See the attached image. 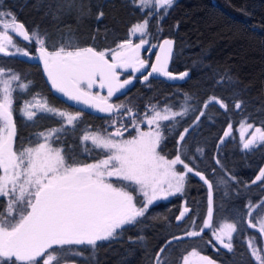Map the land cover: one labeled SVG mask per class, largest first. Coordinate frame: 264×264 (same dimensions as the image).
<instances>
[{"label":"trees","instance_id":"obj_1","mask_svg":"<svg viewBox=\"0 0 264 264\" xmlns=\"http://www.w3.org/2000/svg\"><path fill=\"white\" fill-rule=\"evenodd\" d=\"M58 3L62 4L63 0H0V9L11 12L29 31L38 26L41 33L47 32L49 51L65 42L61 37L66 39L69 30L80 47L113 49L128 38L132 25L146 18L151 40L157 43L171 39L174 42L168 71L173 74L187 71L189 78L168 82L150 77L147 82L136 81L116 97L119 104L134 108L139 125L144 121L147 105L163 107L167 103L179 110L184 93L193 97L190 103L197 110L177 118L180 123L172 131L162 128L165 138L158 148L161 155L168 159L175 157L180 133L193 124L200 110L206 112L181 142L186 152L182 159L194 168V172L186 176L183 193L154 202L139 223L124 226L114 238L98 241L94 254L90 248L79 246L84 251V258L61 260L60 264H155L156 253L161 247L165 248L162 253L164 264H180L183 256L193 248L217 264H256L246 241L253 239L261 248V239L257 231L249 227V220L256 223V219L249 217L246 206L250 201L256 204L264 198V184L252 183L264 164V144L243 149L238 128L245 118L255 128L264 127V0H174L167 14L160 10L159 14L155 12L148 16L134 7L131 0H77V4L84 5L86 14L82 16L76 8L59 10ZM101 11L104 15L98 20ZM15 39L29 54L38 47L34 42ZM0 66L21 76L20 81L13 83L12 93L13 120L17 128L15 148L29 146L30 141L34 146L39 141L37 133L58 128L62 123L60 119L43 115H38L33 122L19 114L22 102L36 94L59 110L81 113L76 125L66 126L59 134L58 142L53 141V147L63 148L66 155L81 164L94 163L109 154L81 142L85 132L105 135L123 124L127 126V135L132 134L133 118L123 110L98 114L78 108L54 94L44 78L42 66L36 61L32 62L26 56L0 54ZM221 77H230L232 83L225 79L218 84ZM19 83H24L26 90L19 89ZM213 95L227 105V110L218 103L204 109V101ZM238 100L243 102L241 109L235 108ZM229 124L232 125L230 134L221 141ZM86 148L90 151H85ZM197 148L203 151L198 153ZM196 171L213 183V227L204 229L200 237L173 240L175 236H183L185 230L199 231V227H190L191 220L195 218L202 226L206 217L208 186L195 175ZM111 181L117 187L125 185L118 179ZM133 189L131 186L128 190ZM133 195L141 206L142 196L135 191ZM5 203L6 198H0V209ZM184 207L189 212L178 222L176 217ZM260 216H264V208L256 210L255 217ZM225 222H235L238 227L233 234L232 251L217 246L213 239V230ZM141 236L143 240L138 239ZM169 240H173L170 245L166 243Z\"/></svg>","mask_w":264,"mask_h":264},{"label":"snow or ice","instance_id":"obj_2","mask_svg":"<svg viewBox=\"0 0 264 264\" xmlns=\"http://www.w3.org/2000/svg\"><path fill=\"white\" fill-rule=\"evenodd\" d=\"M141 7L154 5L156 14L168 9L174 0H131ZM57 8L71 10L76 8L79 16L85 15L84 5L77 4V0H63ZM101 11L97 19L102 18ZM78 16V19H79ZM54 18H56L54 16ZM148 19L138 22L129 29L131 33H140V43L133 44L131 39L116 44L115 48L97 50V46L80 47L75 36L69 30L67 38L61 37L59 48L49 51L47 45L49 34L41 33L39 27L31 31L23 23H18L11 12L0 9V54L11 56L17 53L25 56L29 52L17 45L16 36L28 43H35L40 61L43 62L44 71L52 87L63 93L68 99L95 108L100 112L113 113L124 111L131 116L132 127L136 135L131 139H123V132L127 126L121 124L115 132L108 135L100 133L85 134L81 142L91 140L96 148L105 149L110 154L104 159L94 163L81 164L75 158L65 154L61 147H53V141L59 140V134L66 130V126H75L81 113H69L52 107L48 101L39 94L26 100L20 109L21 114L29 121H35L38 113L50 114L62 119L58 128H51L37 133L38 142L32 146L21 145L15 148L17 128L13 120V81H20L21 76L9 68L0 66V198H6V203L0 209V264H60L61 260L84 258V251L79 246L90 248L94 254L98 241L114 238L118 230L124 226L135 225L144 217L150 205L161 198H167L176 193H183L185 180L188 173L194 172L182 159L185 147L181 143L185 140L190 128L195 126L206 115L205 110H200L192 125L184 128L177 141V154L173 159L166 158L158 151L164 140L162 128L172 131L180 123L177 118L188 116L197 109L190 101L193 97L189 93L183 94V103L179 110H174V105L165 103L146 106L144 120L150 126L147 131L140 129L136 122L134 108L125 103L112 104L109 99L117 93H122L126 86L132 83V78L121 80L118 68H131L133 72L144 69L148 61L140 58V49L148 43ZM95 40V37H93ZM173 41L165 39L155 45L159 48L156 62L151 64V71L143 77L147 82L154 74L162 75L169 80H184L189 78V72L173 74L168 71V61L173 50ZM54 46V45H53ZM15 49L14 52L9 49ZM151 50V49H149ZM111 56V60L108 57ZM231 78L221 77L217 81L221 84ZM31 83L30 81L28 82ZM99 83L100 88L107 89V96L99 93L93 94L91 89ZM17 87L26 90L24 83ZM87 89V90H86ZM212 103H218L227 110V105L215 95L204 101V109ZM242 101L235 103L236 109L242 108ZM151 113V114H149ZM168 122L164 124L163 122ZM144 121H141V123ZM113 124L116 121H112ZM242 128L251 129L253 124L247 123V118L241 121ZM232 125L229 124L224 136H229ZM123 129V131L121 130ZM114 137H120L115 139ZM243 149L254 148L264 144V127H256L247 138L241 137ZM90 151V149H85ZM196 151L203 150L197 148ZM71 161V163L69 162ZM219 164V161L217 160ZM177 165H182L184 171H177ZM196 176L208 186L207 216L203 225L199 226L197 220H191L190 227H199V231L185 230L183 236H175L173 240L184 237H200L204 229L213 227L214 204L213 183L203 173L196 171ZM116 177L129 182L122 187L114 186L107 178ZM235 179V177H229ZM223 182V178H222ZM264 184V168L252 181L253 184ZM131 185L137 187L129 191ZM264 190V189H262ZM138 191L143 196L139 201L133 195ZM249 217L256 219V223L249 220V227H257L264 235V216L255 217L256 210L264 208V198L253 204L251 201L246 206ZM189 212L184 207L176 217L178 222L183 221ZM238 230L235 222H225L218 229L213 230L217 243L229 251L233 250V234ZM131 239V238H130ZM143 240L144 237H138ZM173 240L166 243L171 244ZM76 246V247H74ZM251 255L258 262L264 264V255L249 241ZM161 247L156 253L155 264H164ZM214 264L209 257L201 255L200 251L193 248L182 258V264Z\"/></svg>","mask_w":264,"mask_h":264},{"label":"rangeland","instance_id":"obj_3","mask_svg":"<svg viewBox=\"0 0 264 264\" xmlns=\"http://www.w3.org/2000/svg\"><path fill=\"white\" fill-rule=\"evenodd\" d=\"M133 5H134V4H133ZM134 7H136L141 13H145L146 16H148L147 14L151 15V14H153V13L156 12V9H155L154 5H149V6L144 7V10H143V11H141V7H139V6L134 5ZM142 22H143V21H142ZM0 30H2V29H0ZM16 37L19 38V39H22V38H20L19 36H16ZM16 37H15V38H16ZM144 38L147 39L148 43H145V44L143 45V47L140 49V53H139V54H140V58H141V59H144V60L148 61V63H147V65L145 66V68H144V69H140V71H138V72H133V70H132L131 68H127V69H121V68H118V69H117V71H118L119 74H120V79H121V80L129 79L130 77L132 78V83H131L130 85L126 86L125 89H127L128 87H130L131 85H133L136 81H139V82H140V78H141L143 75H145L146 72L151 71V64H153V63L156 62V54H157V52H159V48H158V47H155V49L153 50V52H151L150 54H146V52H147V50H148L151 46H153V45H158V44L162 43L163 40H160L159 42L155 43L153 40H151V37H150L149 34H148L146 37H144ZM127 39H131L132 42H133V44L140 43V41H141V34H140V33H131V34H130V32H129V36H128ZM127 39H126V40H127ZM121 43H122V42H121ZM113 49H114V48H113ZM9 51L14 52L15 49H11V48H10ZM36 54H38V52H37V48H36V50L34 51L33 54H29V55L26 56V57H29V56H35ZM15 55H17V56H25V55L20 54V53H17V54H15ZM108 59L111 60V56H109ZM169 59H170V58H169ZM168 63H169V61H168ZM41 66H42V71H43L44 78H45V80L47 81V84L49 85L50 89L52 90V92H53L54 94H56L57 96L61 97L62 99H64V100L67 101L68 103H70V104H72V105H74V106H76V107H78V108L85 109V110H89V111H91V112L98 113V114H108V113L100 112V111H98L97 109L92 108V107H89V106L84 105V104H82V103H78V102H76V101H74V100H70V99H68L63 93L57 92V91L52 87L51 82L48 80L47 74H46L45 71H44V66H43V64H42ZM14 82H16V81H13V83H14ZM125 89H124V90H125ZM86 90H87V89H86ZM124 90H122V92H123ZM91 91H92L93 94L99 93V94L102 95V96H107V89H106V88H100L99 83L94 84L93 87H92V89H91ZM119 94H120V93H117V94H115L113 97H111V98L109 99V102L112 103V104H119L118 100H116V97H117ZM27 100H32V97H30V98L27 99ZM23 105H24V102H22L21 107L19 108V114H20L24 119H26V118L21 114V112H20V109L23 107ZM57 109H58V108H57ZM63 111H64V110H63ZM66 112H69V111H66ZM69 113H73V112H69ZM38 115L48 116L49 118H52V119L55 118L56 120H59V119H60V120L62 121L61 118H59V117H57V116H52V115H50V114H42V113H38ZM38 115H37V116H38ZM26 120H27V119H26ZM143 120H144V119H143ZM62 123H63V121H62ZM142 125H144L145 128H142ZM139 127H140L141 130H143V131H147V130L149 129L150 126L147 124L146 120H144V122H143L141 125H139ZM130 129H131V128H130ZM131 130H132V134H131V135H127V132L124 131V132H123V137H122V138H123V139H131L133 136H135V135H136V131H135V129L132 127ZM254 130H255V127L251 128V129H245V128H242V126H240V127L238 128L239 140H240V144H241V147H242V148H243V146H242V140H241L242 135H243L244 138H247V137H249V136L251 135V133H252ZM114 132H115V131H114ZM94 133H97V132H94ZM112 133H113V132H112ZM89 134H92V133H89ZM100 134H101V133H100ZM108 134H110V133H108ZM108 134H105V135H108ZM101 135H104V134H101ZM223 136H224V134H223ZM114 138H115V139H120V137H114ZM225 138H226V137H225ZM80 140H81V139H80ZM38 142H43V141H42V139H39ZM38 142H37V143H38ZM84 142H87V143L92 144L91 140L84 141ZM92 145H93V144H92ZM34 146H35V145H34ZM103 150H105V149H103ZM105 151H107V150H105ZM107 152H108V151H107ZM108 153H109V152H108ZM109 154H110V153H109ZM173 158H174V157H173ZM173 158H171V159H173ZM176 167H177V171H184L182 165H177ZM261 168H264V164H263V166H262ZM261 168H260V169H261ZM259 171H260V170H259ZM259 171H258L257 175L259 174ZM257 175H256V176H257ZM107 179L109 180V182H112L111 180H113V179H118V178H116V177H110V178H107ZM118 180H119V179H118ZM120 181H121L122 183H124V184H128V183H129V182L122 181V180H120ZM113 184H114V183H113ZM131 186L134 187V188L137 187L136 185H131ZM135 192H136L137 194H139L138 191H135ZM177 194H179V193H176V194H174V195H177ZM140 195H141V194H140ZM174 195H171V196H169V197H167V198H161V199H158L157 201H159V200H167V199H169L170 197H172V196H174ZM141 196H142V195H141ZM142 198H143V196H142ZM155 202H156V201H155ZM207 202H208V198H207ZM206 216H207V214H206ZM205 218H206V217H205ZM221 225H222V224H221ZM221 225H220V226H221ZM220 226H219V227H220ZM219 227H218V228H219ZM251 228L254 229V230H256L257 233L259 234L260 239H261V248L257 247V245L255 244V242H254L253 239H248V240L246 241V245H247V247H248L249 253H250V255H251V248L249 247V241L251 240L253 246H254L255 248H257V249L260 251V253H261L262 255H264V235H262V234L259 232L258 226L255 227V228H254V227H251ZM213 239H214L215 243L217 244V246L223 248L219 243H217V241L215 240L214 236H213ZM187 254H188V253H187ZM187 254H186V255H187ZM251 257H252V255H251ZM252 259L254 260V262H255L256 264H258V262L254 259V257H252ZM40 264H43L42 260L40 261ZM63 264H69V263H63ZM180 264H182V260H181ZM193 264H199V262L194 260V261H193ZM214 264H217V263L214 262Z\"/></svg>","mask_w":264,"mask_h":264},{"label":"water","instance_id":"obj_4","mask_svg":"<svg viewBox=\"0 0 264 264\" xmlns=\"http://www.w3.org/2000/svg\"><path fill=\"white\" fill-rule=\"evenodd\" d=\"M154 46H155V45L151 46V47L149 48V49H151V50L148 49L147 52H146V54H150L151 52H153V50L155 49ZM28 58L31 59L32 62L36 61L39 65H42V64H43V62L40 61V59H39V54H36L35 56H29ZM145 75H148V73L145 74ZM145 75H143V76L140 78V82H145V81L143 80V77H144ZM152 77L161 78V79H163V80H165V81H168V82H180V81H182V80H169L168 78H166V77H164V76H162V75H158V74H154Z\"/></svg>","mask_w":264,"mask_h":264},{"label":"flooded vegetation","instance_id":"obj_5","mask_svg":"<svg viewBox=\"0 0 264 264\" xmlns=\"http://www.w3.org/2000/svg\"><path fill=\"white\" fill-rule=\"evenodd\" d=\"M150 72V71H149ZM148 72H146L145 74H147ZM150 78V77H149Z\"/></svg>","mask_w":264,"mask_h":264}]
</instances>
